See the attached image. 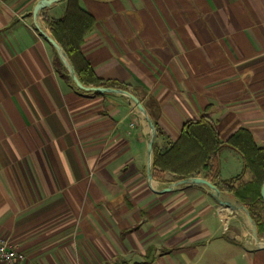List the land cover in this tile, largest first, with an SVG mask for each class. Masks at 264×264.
<instances>
[{
	"label": "crops",
	"instance_id": "obj_1",
	"mask_svg": "<svg viewBox=\"0 0 264 264\" xmlns=\"http://www.w3.org/2000/svg\"><path fill=\"white\" fill-rule=\"evenodd\" d=\"M37 2L0 0V235L22 264H264L243 214L224 224L208 186L160 192L175 174L149 178L155 152L204 114L223 140L245 128L264 147V0H80L96 18L84 53L141 100L151 155L130 96L60 73ZM66 3L42 10L50 33L44 15ZM217 165L228 180L245 163L225 145Z\"/></svg>",
	"mask_w": 264,
	"mask_h": 264
},
{
	"label": "trees",
	"instance_id": "obj_2",
	"mask_svg": "<svg viewBox=\"0 0 264 264\" xmlns=\"http://www.w3.org/2000/svg\"><path fill=\"white\" fill-rule=\"evenodd\" d=\"M43 19L86 86L127 89V84L99 76L85 55L83 44L95 27L96 18L80 4V0H67L66 11L61 18L51 19L44 15ZM55 64L62 75L71 78L59 56L55 59ZM225 145L237 150L245 163L243 172L228 180L219 177L217 165L218 154ZM204 170L208 171L205 177L223 194L234 196L249 208L257 222L259 237L264 238V200L261 195L264 183V147L257 144L252 132L240 128L223 140L212 120L204 114L199 119L187 121L178 139L165 152L154 154L153 171L158 180H163V174L167 171L174 173L179 180L200 175Z\"/></svg>",
	"mask_w": 264,
	"mask_h": 264
},
{
	"label": "water",
	"instance_id": "obj_3",
	"mask_svg": "<svg viewBox=\"0 0 264 264\" xmlns=\"http://www.w3.org/2000/svg\"><path fill=\"white\" fill-rule=\"evenodd\" d=\"M57 1H59V0H38L37 4L33 10V16L36 20V25H37L38 29L58 50L59 56H60L63 64L65 65V67L69 71L71 78L73 79V81L76 83V85L79 88L84 89V90H88V91H95V92H102V93H105V92L124 93V94L130 96L136 102L139 109L146 115L147 120L151 126V133H150L151 138L149 140V146H148V149H149V152L151 155L152 150H153L154 139L156 136V126H155L154 122L152 121V119L148 116L147 111H146L144 105L142 104L141 100L133 92H131L130 90L125 89V88L114 87V86H86L80 80L74 65L71 63L66 52L62 48L61 44L55 39V37L49 31H47L42 26V24H41V12H42V10L46 7H50L52 4H54ZM152 168H153L152 160H150L149 178H150L151 182L153 180ZM188 183L203 184V185L208 186L212 190V196L220 203V205L226 206L233 211H237V212H240L241 214H243V216L245 218V222H246V224L250 230V235H249L250 240H253V239L256 240L258 248L264 247V242H262L263 239H261L259 237V230H258L257 222L253 218L249 208L245 204L240 202L239 199H236V201H232L231 199H228L227 196L225 194H223L221 192V190L210 179H208L206 177H202V176H192V177L179 179L177 181H174L170 186H167V187L162 188L160 190L159 189L158 190L155 189V190L160 191V192L171 191L176 186H179L181 184H188ZM261 195H262V198L264 200V183L261 187Z\"/></svg>",
	"mask_w": 264,
	"mask_h": 264
},
{
	"label": "built area",
	"instance_id": "obj_4",
	"mask_svg": "<svg viewBox=\"0 0 264 264\" xmlns=\"http://www.w3.org/2000/svg\"><path fill=\"white\" fill-rule=\"evenodd\" d=\"M230 208L220 205L219 212L222 216V221L226 223L228 211ZM233 212V210H231ZM23 255L18 248L10 243L8 238L0 235V264H22Z\"/></svg>",
	"mask_w": 264,
	"mask_h": 264
},
{
	"label": "rangeland",
	"instance_id": "obj_5",
	"mask_svg": "<svg viewBox=\"0 0 264 264\" xmlns=\"http://www.w3.org/2000/svg\"><path fill=\"white\" fill-rule=\"evenodd\" d=\"M249 228V227H248ZM252 242H253V244L255 245V246H257V242H256V240H252ZM262 242H264V238H263V241Z\"/></svg>",
	"mask_w": 264,
	"mask_h": 264
}]
</instances>
